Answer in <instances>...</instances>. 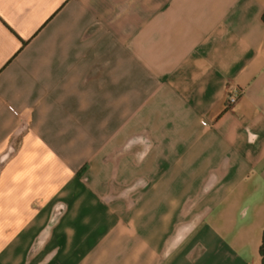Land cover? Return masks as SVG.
I'll return each instance as SVG.
<instances>
[{
    "label": "crops",
    "instance_id": "0c3cea01",
    "mask_svg": "<svg viewBox=\"0 0 264 264\" xmlns=\"http://www.w3.org/2000/svg\"><path fill=\"white\" fill-rule=\"evenodd\" d=\"M76 179L131 228L64 264H261L264 0H0L1 260Z\"/></svg>",
    "mask_w": 264,
    "mask_h": 264
},
{
    "label": "rangeland",
    "instance_id": "374dc122",
    "mask_svg": "<svg viewBox=\"0 0 264 264\" xmlns=\"http://www.w3.org/2000/svg\"><path fill=\"white\" fill-rule=\"evenodd\" d=\"M84 182L85 180L76 179L74 183L77 184V189H73L72 194L57 197L48 226L44 228L24 257L19 259L13 255L10 259H0V264H64L63 252L68 247L77 251L80 249L79 236L82 231L85 234H100L99 230H103L104 226L118 225L121 230L123 229L121 233L127 234L131 228V224L127 221L132 211H110L107 208L109 204L117 203V199L122 204L123 200L128 199V196H114L113 200L110 195L85 194L81 192V189L85 188ZM95 202H98L103 210H94L93 217L90 218L88 214L91 212L83 208ZM71 237H73L72 241L64 242ZM125 245L127 244L120 243V249H125ZM13 251L18 254L17 252H21L23 249L16 246Z\"/></svg>",
    "mask_w": 264,
    "mask_h": 264
},
{
    "label": "built area",
    "instance_id": "2783aa9c",
    "mask_svg": "<svg viewBox=\"0 0 264 264\" xmlns=\"http://www.w3.org/2000/svg\"><path fill=\"white\" fill-rule=\"evenodd\" d=\"M238 93L237 92H231V94H229V97L227 99V107H230L232 106L233 104H235L237 102V99H238ZM205 122L207 124H210V120L208 119H205Z\"/></svg>",
    "mask_w": 264,
    "mask_h": 264
},
{
    "label": "trees",
    "instance_id": "16d2710c",
    "mask_svg": "<svg viewBox=\"0 0 264 264\" xmlns=\"http://www.w3.org/2000/svg\"><path fill=\"white\" fill-rule=\"evenodd\" d=\"M259 252L261 255V264H264V232H263L262 243H261Z\"/></svg>",
    "mask_w": 264,
    "mask_h": 264
}]
</instances>
